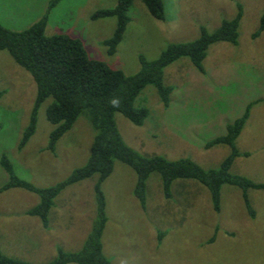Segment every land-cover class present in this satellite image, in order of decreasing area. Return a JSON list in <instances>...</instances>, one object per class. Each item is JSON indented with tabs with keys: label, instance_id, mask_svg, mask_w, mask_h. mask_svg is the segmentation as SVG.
I'll return each mask as SVG.
<instances>
[{
	"label": "rangeland",
	"instance_id": "1",
	"mask_svg": "<svg viewBox=\"0 0 264 264\" xmlns=\"http://www.w3.org/2000/svg\"><path fill=\"white\" fill-rule=\"evenodd\" d=\"M50 1L0 0V24L14 32L27 30L47 13ZM117 3L118 0H64L50 12L46 34L78 38L91 58L133 76L140 71L141 56L154 61L169 44L198 39L201 28L212 33L224 20L235 17L237 3L243 6L237 46H211L204 62L205 75L189 59L178 60L164 70V83L175 88L171 106L164 108L156 89L148 86L136 100L137 107L149 110L144 125L137 127L120 114L116 115V123L126 144L142 156L157 155L170 161L188 158L205 170L216 169L230 149L220 146L205 150V144L223 135L226 125L236 120L248 103L263 99L253 108L237 140L238 149L249 156L237 158L231 173L264 184V32L254 37L264 0H164V22L155 20L140 0H134L124 38L115 54L109 55L103 43L113 36L117 21H93L91 17ZM2 91L6 94L0 99V158H9L20 179L47 188L86 164L93 130L85 117H80L59 141L55 154L46 150L54 129L46 118L51 101L39 110L35 135L23 149H18L29 123L36 85L7 51L0 52ZM7 180L0 166V188ZM136 181L133 170L116 162L112 175L103 184L108 221L102 243L111 264H264V190L249 193L255 211L252 219L241 191L230 186H223L221 210L216 213L209 191L200 183L177 180L167 199L158 174L147 181V204L143 209L133 195ZM94 183V179L81 182L61 195L66 208L71 212L76 209L75 224L71 226L81 235L90 229L95 217ZM38 201L36 195L21 189L0 194L3 254L30 264H47L57 256L59 248L78 251L83 243L68 247L62 242L63 247H50L49 237L47 242L40 239L43 233L39 220L26 214ZM68 218L55 217L62 223Z\"/></svg>",
	"mask_w": 264,
	"mask_h": 264
},
{
	"label": "trees",
	"instance_id": "2",
	"mask_svg": "<svg viewBox=\"0 0 264 264\" xmlns=\"http://www.w3.org/2000/svg\"><path fill=\"white\" fill-rule=\"evenodd\" d=\"M62 1L64 0H51L47 13L22 32L11 31L0 24V52L7 51L13 61L31 75L36 85L29 123L18 149H23L35 135L39 110L47 101L51 102L46 109V118L54 127L49 136L47 151L56 153L59 141L73 129L80 117H85L93 130V142L86 164L75 169L66 180L54 186L38 188L20 179L9 158L6 155L0 158V166L8 176L7 182L0 188V194L21 189L36 195L38 204L26 214L38 219L44 229L49 228L50 213L56 200L66 189L90 179L95 180V217L85 241L76 252H66L59 248L57 256L47 264H111L104 254L102 243L108 221L103 184L112 175L116 162H121L136 174L133 195L143 209H146L147 204V181L151 175L158 174L167 199L171 197L172 184L177 180H193L200 183L209 191L212 208L216 213L221 210L223 186L236 188L241 191L244 206L253 219L255 211L249 193L264 190V184L256 183L243 175L232 174L231 168L237 158L249 156L238 149L237 140L250 119L253 108L262 103L263 99L248 103L242 114L226 125L223 135L205 144V150L220 146L230 149L229 155L216 169L205 170L188 158L170 161L157 155L142 156L126 144L116 123V115L120 114L137 127L144 125L149 117V110L143 106L137 107L136 100L148 86L156 89L164 108L171 106V96L175 88L164 83V70L178 60L189 59L193 67L205 75L204 62L211 46L219 43L237 46L243 6L237 3L235 17L224 20L212 33L201 28L202 34L198 39L188 43L169 44L154 61H148L141 56L140 71L133 76H127L123 71L91 58L78 38L65 34H46L49 14ZM140 1L155 20H166L164 0ZM133 3L134 0H118L114 8L99 10L91 17L93 21L106 18H115L117 21L113 36L103 43L109 48V55L115 54L124 38L131 21L129 11ZM262 32L264 9L254 37ZM5 94V91L0 92V99ZM0 264L30 263L8 257L0 248Z\"/></svg>",
	"mask_w": 264,
	"mask_h": 264
},
{
	"label": "crops",
	"instance_id": "3",
	"mask_svg": "<svg viewBox=\"0 0 264 264\" xmlns=\"http://www.w3.org/2000/svg\"><path fill=\"white\" fill-rule=\"evenodd\" d=\"M62 200H61V195L56 200L55 207L52 209V211L50 213V226L48 229H44L42 227L41 223L38 221L40 228H41V232L43 233V235L40 236V239L42 241L47 242L48 237H49L51 239V244L48 243L50 247H52V246L53 247H63L61 245L62 242L65 243L64 244L65 246L69 247L70 245H72V246L74 245V247H76L80 243L82 244L85 241L86 236L89 232V229L86 231V233L84 235H81V232L76 227H72L75 224V211H76V209H74V211L71 212L69 210V207L66 208L67 202L64 205V203H61ZM58 205H63V206H58ZM66 209L68 212L66 211ZM58 212H60V213H58ZM56 216H58L60 219L61 218L63 219L66 217H69V218H68L67 222L62 223V221L59 220V222H60L59 223L55 219ZM45 230L47 231L46 233H45ZM38 235H39V233H38ZM63 250H64V247H63ZM67 251H69V250L67 249Z\"/></svg>",
	"mask_w": 264,
	"mask_h": 264
}]
</instances>
